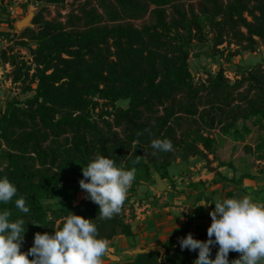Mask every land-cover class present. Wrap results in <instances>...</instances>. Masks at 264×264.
Here are the masks:
<instances>
[{"label":"trees","instance_id":"16d2710c","mask_svg":"<svg viewBox=\"0 0 264 264\" xmlns=\"http://www.w3.org/2000/svg\"><path fill=\"white\" fill-rule=\"evenodd\" d=\"M15 1L0 0L2 14ZM67 1L36 0L46 6H67ZM71 1L76 7L64 22L60 13L55 20H46L44 7L32 20L36 29L26 28L17 35L16 46L30 49L35 44L32 63L19 60L14 49L0 57V65L12 69L8 80L26 96L6 101L0 110V176L16 186L13 201L22 196L30 211L20 213L13 202L0 205V210L7 208L10 219H24L22 252L32 246L35 233L58 230L69 212L86 219L99 217L98 205L84 197L77 202L82 167L95 156L110 158L125 170L135 169L120 212L112 219L94 221L99 238L109 244L118 236H138L130 223L134 210L129 219L125 211L133 208L135 199L146 200H137L138 194L144 184L156 185L155 174L175 188L169 169L177 161L215 155L214 131L241 143L252 133L248 122L264 130L260 68L242 71L233 83L220 68L196 83L189 65L191 52L205 48L206 31L214 33V51L229 39L255 52L256 39L264 44V0ZM195 1L198 9L191 5ZM146 17L149 24L134 25ZM0 36L9 38L10 33ZM99 101L110 109L96 118ZM121 102L127 107L122 108ZM154 139H169L173 150L155 152L150 147ZM260 140L257 158L264 161V138ZM220 168L235 173L233 163H222ZM221 177L238 186L246 178L255 180L249 174ZM261 185L264 200V181ZM224 197L233 198L234 192L225 190ZM188 223L178 238L190 233ZM206 230L193 238L207 240ZM178 238L161 242L162 258L158 252L138 254L114 264H193L197 252L181 251ZM217 247H212L210 258ZM239 255L230 251V264Z\"/></svg>","mask_w":264,"mask_h":264},{"label":"rangeland","instance_id":"374dc122","mask_svg":"<svg viewBox=\"0 0 264 264\" xmlns=\"http://www.w3.org/2000/svg\"><path fill=\"white\" fill-rule=\"evenodd\" d=\"M85 1L79 0L77 4H82ZM72 4L71 0L67 1V6H46L43 3L36 2V0H16L11 6L6 7V14H2L0 11V33H10L9 38L0 36V57L3 51L10 54L11 49H14L19 60L32 63V49L36 48L35 44H32L30 49L16 46V42L19 40L17 35L24 30L23 27L21 29L17 28L20 22L26 18H31L29 28L36 29L32 25V20L44 7L48 8V12L45 14L46 20H55L57 13H60L62 15L60 21L64 22L70 10L76 7ZM92 5L95 6V2ZM191 5L198 9L196 1ZM245 17H247V14H245ZM248 20L251 21L249 17ZM149 23L150 20L146 17L142 21L135 22L134 25L141 27ZM242 32L245 33V30L242 29ZM213 36L214 33L206 31L207 42L205 48H196L191 52L189 65L196 83L205 81L207 72L214 74L220 68H223L225 76L232 83L241 77L242 71L260 68L264 72V44L258 39H256V51L252 53L245 50L244 46L239 47L233 42L230 43L229 39L225 44L218 47L217 51H214L211 42ZM196 54L198 57L192 56ZM11 70L9 65H0L1 111L4 110L6 101L13 98L19 100L26 98L25 95L21 94L19 86L13 85L8 80L7 74ZM98 103L99 106L94 111L96 118L102 111L110 109L104 102L99 101ZM119 105L126 108L127 102H121ZM248 125H251L252 133L246 138L245 142L236 143L224 137L217 130L212 133V137L216 138L218 142L215 155H208L206 158H193L187 163L177 161L169 169L175 188L170 187L169 181H163L166 190L162 192L158 191L157 183L153 186L144 184L137 200L144 197L146 200L138 202L135 199L133 208H128L125 211V217L129 219L132 215V209L134 210L135 218L130 220V223L133 231L137 232L138 236L136 238L116 237L108 244V254L102 258V264L124 263L132 260L137 250L153 245L161 246V242L170 237L177 239L179 230L187 222H189L188 231L192 235L198 236L203 233L206 230V225L211 223L209 217V212L213 210L210 207L211 202L225 199V190H232L236 197L247 196L253 202L263 204L264 200L261 197L263 192L260 188H262L261 183L264 181V161L257 158L256 149L261 141L260 138H264V130L252 126V122H248ZM238 127H241V124H238ZM207 163L214 171L207 168ZM222 163H233L235 173L230 168H220ZM234 174L236 177L249 174L255 177V181L252 182L246 178L243 180L242 186L222 181L224 179L221 175H226L231 179ZM84 196L85 193L80 189L77 202ZM201 196L202 202L197 203V199ZM149 198L153 199L154 204L151 203L152 201ZM206 198L212 201L205 202ZM170 207H174V209ZM165 208L170 211V214L168 213L169 217H174V220L166 218ZM160 214L162 215L160 216ZM155 221L161 226L160 229H157L156 226L151 227V222L154 223ZM110 256H116L118 259H111Z\"/></svg>","mask_w":264,"mask_h":264},{"label":"clouds","instance_id":"9594fccd","mask_svg":"<svg viewBox=\"0 0 264 264\" xmlns=\"http://www.w3.org/2000/svg\"><path fill=\"white\" fill-rule=\"evenodd\" d=\"M150 147L162 153L173 150L169 139H154ZM82 177L79 188L85 193L84 199L98 205L96 219H112L120 212L135 180V169L125 170L112 159L97 155L82 167ZM16 194V186L6 176H0V205L13 202L20 213H29L22 196L13 201ZM212 205L211 224L206 230L208 239L200 241L189 233L178 238L180 250L197 252L193 264H230V251L240 254L231 264H264V204L243 196L225 198ZM11 215L7 208L0 210V264H102V258L108 254V242L99 238L96 219L72 212L52 234L35 233L32 246L22 252L25 221L20 217L10 219ZM37 226L42 227L39 222ZM216 246L215 257L210 258L212 247Z\"/></svg>","mask_w":264,"mask_h":264},{"label":"water","instance_id":"95a60500","mask_svg":"<svg viewBox=\"0 0 264 264\" xmlns=\"http://www.w3.org/2000/svg\"><path fill=\"white\" fill-rule=\"evenodd\" d=\"M31 23V18H26L24 19L23 21L20 22V24L18 25V29H21L22 27L24 29L26 28H29L30 27V24ZM207 168L210 170V171H214V169H212L210 166H209V163H207ZM155 181L157 183V189L158 191L162 192L164 190H166V186L165 184L163 183L162 179L160 178V176L158 174H155ZM155 252H158L160 254V258H162L165 254V249L162 247V246H159V245H153V246H149V247H146L144 249H140V250H137L136 251V254L135 255H138V254H149V253H155ZM111 259H118V257L116 256H110Z\"/></svg>","mask_w":264,"mask_h":264},{"label":"crops","instance_id":"0c3cea01","mask_svg":"<svg viewBox=\"0 0 264 264\" xmlns=\"http://www.w3.org/2000/svg\"><path fill=\"white\" fill-rule=\"evenodd\" d=\"M250 181L253 182V180H250ZM254 181H255V180H254ZM252 182H251V183H252ZM262 196H263V195H262ZM262 196H261V197H262ZM234 197H236V195H235ZM150 200L152 201L153 199H150ZM161 202H162V201H161ZM148 206H149V205H148ZM201 207H202V206H201ZM170 208H171V207H170ZM203 208H205V207H203ZM208 208H210V207H208ZM171 209H174V207L171 208ZM171 209H170V210H171ZM208 210H210V209H208ZM211 211H212V210H211ZM165 213H166V218H172V217H169L170 211H169L168 209H166V208H165ZM168 213H169V214H168ZM161 215H162V214H160V216H161ZM167 215H168V216H167ZM164 217H165V215H164ZM209 217H210V216H209ZM172 219L174 220L175 218L173 217ZM177 219H178V218H177ZM163 220H164V218H163ZM183 224H184V223H183ZM210 224H211V223H208V224L206 225V229L210 226ZM150 225H151V227L156 226L157 229H160V228H161V226H160L159 224H157L156 221H155L154 223L151 222ZM149 227H150V226H149ZM147 228H148V227H147ZM171 235H172V234H171Z\"/></svg>","mask_w":264,"mask_h":264}]
</instances>
